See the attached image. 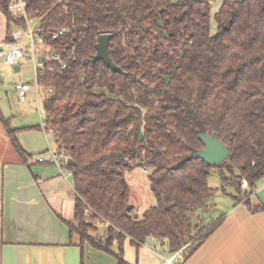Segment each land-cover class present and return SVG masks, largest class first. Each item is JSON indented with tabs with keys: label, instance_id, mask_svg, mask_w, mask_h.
Segmentation results:
<instances>
[{
	"label": "trees",
	"instance_id": "trees-1",
	"mask_svg": "<svg viewBox=\"0 0 264 264\" xmlns=\"http://www.w3.org/2000/svg\"><path fill=\"white\" fill-rule=\"evenodd\" d=\"M9 2L0 0L8 33L24 26ZM29 10L45 46L61 57L39 82L54 89L43 102L47 130L71 159V234L109 253L117 247L119 264L127 239L137 247L151 237L167 241L171 253L187 246L188 257L222 221L205 224L201 214L217 191L211 171L236 191L235 204L264 210L250 202L264 178V0H225L214 35L205 0H29ZM101 34L113 35L109 55L122 73L92 64ZM0 120L27 163L32 155L1 109ZM200 133L215 134L228 159L212 167L193 158L204 148ZM139 168L156 199L141 216L126 179ZM93 222L110 224L105 244L88 233Z\"/></svg>",
	"mask_w": 264,
	"mask_h": 264
},
{
	"label": "crops",
	"instance_id": "crops-1",
	"mask_svg": "<svg viewBox=\"0 0 264 264\" xmlns=\"http://www.w3.org/2000/svg\"><path fill=\"white\" fill-rule=\"evenodd\" d=\"M17 27L8 33L7 18L0 11V45ZM10 127L18 130L21 144L19 135L25 128ZM35 127L26 128L38 131ZM21 146L32 155L27 163L15 151L0 120V264H119L117 247L109 253L70 233L69 224H75L73 182L55 168L34 166V155ZM147 187L151 197L138 204L140 216L156 204L150 180ZM250 202L264 207V178ZM130 203L137 208V203ZM219 218L220 225L184 264H264V210L253 212L246 204L233 202ZM155 251L167 255V241L151 237L137 247L127 239L122 259L124 264H164Z\"/></svg>",
	"mask_w": 264,
	"mask_h": 264
},
{
	"label": "rangeland",
	"instance_id": "rangeland-1",
	"mask_svg": "<svg viewBox=\"0 0 264 264\" xmlns=\"http://www.w3.org/2000/svg\"><path fill=\"white\" fill-rule=\"evenodd\" d=\"M211 5V34H216L217 27L215 23V13L220 7L221 0H206ZM34 22L38 21L33 19ZM39 25V23H38ZM13 31L15 29H12ZM20 42L24 46H30L31 42L27 38H23ZM1 43V42H0ZM35 54L29 48L27 51L26 59H24L20 64V70L15 71L14 66L5 63L4 58L0 57V108L4 117L9 121L12 127L25 128L21 130V135H19V140L21 144L29 150L34 156L33 159L36 163L37 156H43L48 159L50 156V151H56L57 145L54 135L51 131H46L44 125L46 123V111L43 105V90L40 88L37 92L36 88L33 87L26 96L25 100H21L15 90V85L17 83H30L35 85L38 81V70L35 64ZM39 126L38 131L28 129L26 127ZM38 163L34 164L37 165ZM47 167L55 168L59 173L60 170L57 166L52 164H42ZM144 170L138 169L126 173V178L128 179L131 191V202L135 205V214L137 213L138 204L140 202H146L148 197H151L149 193L148 183L149 176L148 170L145 173ZM70 183L73 182L72 179H68ZM209 185L216 189V193L213 198L209 201V205L212 207L203 215V222L206 224L211 223L216 220L220 215L225 212L228 206L232 205L234 199L232 195H236V191L233 188L221 187L222 181L218 173L211 171L209 174ZM147 199V200H146ZM93 226H97V229L91 228L88 233L91 236H95L98 240L99 236H102L105 231L104 227L97 222H93Z\"/></svg>",
	"mask_w": 264,
	"mask_h": 264
},
{
	"label": "built area",
	"instance_id": "built-area-1",
	"mask_svg": "<svg viewBox=\"0 0 264 264\" xmlns=\"http://www.w3.org/2000/svg\"><path fill=\"white\" fill-rule=\"evenodd\" d=\"M8 12L16 20L23 22L24 26L17 27L11 33L9 39L0 45V57L4 58L5 63L15 67L20 66L21 62L26 59L29 48L34 52L36 56L35 64L38 70V81L34 86L30 83L20 82L17 83L14 88L21 100L26 99L27 93L33 87L36 88L37 92H39L41 88L44 93V102L49 97V95L53 93L54 89L50 88L49 90H45V88L42 87L39 82V77L43 76L45 73L52 72L53 69L50 62L61 63V57L55 52L51 51L50 48L45 46V37L41 34V28L38 27V23L33 21L35 18L32 17L31 11L29 10V0H10L8 4ZM68 31L69 30L66 28L62 29L59 32L54 33L53 38H56ZM23 38H27L31 42V45L24 46L20 42V40ZM40 57L44 58L42 63L39 62ZM65 67L66 65L62 63V68ZM47 117L48 114L46 115V119ZM44 128L47 131V122L45 123ZM36 163L55 165L59 168L63 177H65L67 180H73V171L69 168L71 159L63 147L57 145V150L50 151V156L48 159H45L43 156H37ZM144 171L147 172V170ZM101 225L104 227L105 233L102 236H99L98 241L102 244H105L108 238L106 230L110 224L102 222ZM186 249L187 246H184L175 252H169L167 255H162L157 251H155V254L161 257L164 264H184L186 261Z\"/></svg>",
	"mask_w": 264,
	"mask_h": 264
},
{
	"label": "water",
	"instance_id": "water-1",
	"mask_svg": "<svg viewBox=\"0 0 264 264\" xmlns=\"http://www.w3.org/2000/svg\"><path fill=\"white\" fill-rule=\"evenodd\" d=\"M41 28V25H38ZM112 34H101L96 44L97 53L91 59L92 64L98 61H103L107 67H109L113 72L122 73L121 68L116 66L109 55V43L112 39ZM43 57L39 58V62L42 63ZM15 71L20 70V66H15ZM200 140L202 141L204 148L197 151L192 157L195 159H201L207 162L212 167H217L229 157L228 148L217 138L215 134L212 136L200 133Z\"/></svg>",
	"mask_w": 264,
	"mask_h": 264
}]
</instances>
